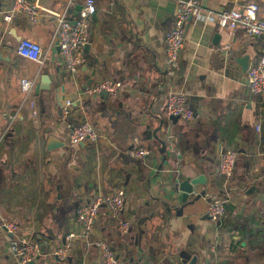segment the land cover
I'll list each match as a JSON object with an SVG mask.
<instances>
[{
	"label": "crops",
	"instance_id": "1",
	"mask_svg": "<svg viewBox=\"0 0 264 264\" xmlns=\"http://www.w3.org/2000/svg\"><path fill=\"white\" fill-rule=\"evenodd\" d=\"M67 1L38 0V6L60 13ZM70 1L73 21L84 0ZM94 2L89 47L71 76L54 41L55 18L41 11L30 22L19 12L6 23L11 0H0V264H19L9 252L12 240L38 244L39 255L28 264H100L75 223L76 211L121 189L120 218L129 232H117L106 208L96 221V234L111 244L118 264H264V97L247 87V70L261 56L264 37L250 39L205 19L186 23L177 84L193 117L184 122L164 112V38L175 3ZM252 2L264 12V0H200L201 16ZM23 39L42 48V63L16 54ZM43 76L49 90L41 89ZM21 79L34 81L27 95ZM108 79L123 85L116 96H80ZM66 100L70 112L62 118ZM84 121L99 140L70 146V129ZM50 136L63 146L48 150ZM137 148L148 151L143 160L132 156ZM228 149L236 161L224 179L219 159ZM174 174L205 178L204 196L182 203L173 193ZM216 197L226 200L225 214L213 224L207 208ZM3 223L14 225L15 233ZM60 248L68 250L64 260L54 256Z\"/></svg>",
	"mask_w": 264,
	"mask_h": 264
},
{
	"label": "built area",
	"instance_id": "2",
	"mask_svg": "<svg viewBox=\"0 0 264 264\" xmlns=\"http://www.w3.org/2000/svg\"><path fill=\"white\" fill-rule=\"evenodd\" d=\"M176 5V14L173 26L166 33L165 45V66L164 85L166 86L164 112L168 117L184 122H189L193 112L187 106L186 95L178 88L177 70L180 61V52L185 43V25L191 18L205 19L206 22H213L220 28L235 32L241 31L247 38L253 39L264 37V12L257 3H247L238 9L223 11L212 16L202 14L200 0H171ZM60 13H53L43 10L38 6V0H11L10 8L4 14V21L11 23L14 14L23 13L30 22H36L40 12L51 14L56 20L54 30V41L56 42L66 71L74 76L80 66L84 63L83 48L87 42V21L96 13L94 0H84L78 15L72 24L69 15L72 10L70 0ZM16 54L32 62L42 63V48L35 42L23 39L16 47ZM2 65L0 62V73ZM34 87V81L28 79L20 80V91L25 95L29 94ZM247 87L251 94L264 97V49L257 62L247 70ZM123 88L121 82L116 80H102L96 84L85 87L80 96L94 97L106 92L110 96H116ZM32 113L35 115L34 103L30 102ZM71 102L66 100L60 106L62 118L69 115ZM99 135L94 127L88 122H81L73 126L68 134V144L76 146L82 143H96ZM132 156L143 160L148 151L137 148L132 151ZM236 152L232 149L221 153L219 159V173L224 179L232 176L235 168ZM226 200L224 198H213L207 208V216L211 223L218 224L225 214ZM101 208H106L110 217L116 222V229L120 235L129 232V224L120 218L125 208V192L123 189L112 196H95L86 205L76 211L75 223L79 227L81 236L90 240V244L97 250L100 264H118L111 244L103 237L96 234V221ZM3 228L10 234L15 233V226L8 223L2 224ZM74 237L73 233L68 235ZM215 247L212 251H215ZM67 249L60 248L54 252V256L64 260L67 256ZM9 252L16 257L19 264H28L39 255V246L36 242L12 240Z\"/></svg>",
	"mask_w": 264,
	"mask_h": 264
},
{
	"label": "water",
	"instance_id": "3",
	"mask_svg": "<svg viewBox=\"0 0 264 264\" xmlns=\"http://www.w3.org/2000/svg\"><path fill=\"white\" fill-rule=\"evenodd\" d=\"M80 11V7H77L75 12H74V18L77 17L78 12ZM72 24L75 23L73 20L71 22ZM89 45L85 44L84 49H88ZM42 84L46 85L45 88H41L42 90H49L50 88V80L48 79L47 76H43L41 78ZM101 96L104 98H108V94L106 92H102ZM84 143L80 144L83 145ZM63 146L61 142L58 143V141L50 136L47 139V149L52 150L56 149L58 147ZM165 147V146H164ZM173 193L179 194L180 195V201L182 203H188L189 199L191 200H197L200 197L204 196L205 190L201 189L202 186L206 185L205 178L202 176H197L195 178L193 177H181L177 176V174H174L173 177Z\"/></svg>",
	"mask_w": 264,
	"mask_h": 264
},
{
	"label": "rangeland",
	"instance_id": "4",
	"mask_svg": "<svg viewBox=\"0 0 264 264\" xmlns=\"http://www.w3.org/2000/svg\"><path fill=\"white\" fill-rule=\"evenodd\" d=\"M17 241V240H16Z\"/></svg>",
	"mask_w": 264,
	"mask_h": 264
}]
</instances>
